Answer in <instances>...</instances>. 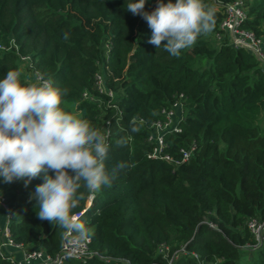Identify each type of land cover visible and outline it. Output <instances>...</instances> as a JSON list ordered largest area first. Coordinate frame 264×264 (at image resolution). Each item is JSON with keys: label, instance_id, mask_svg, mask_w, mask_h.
Here are the masks:
<instances>
[{"label": "trees", "instance_id": "16d2710c", "mask_svg": "<svg viewBox=\"0 0 264 264\" xmlns=\"http://www.w3.org/2000/svg\"><path fill=\"white\" fill-rule=\"evenodd\" d=\"M231 1L204 0L214 9L212 30L177 58L148 43L151 29L126 10L127 0H0V38L17 45L0 52V79L19 70L22 81L39 73L67 88V110L108 130L106 169L126 165L88 205L91 192L80 189L73 214L83 209L78 220L96 253L68 264H264V230L252 247L248 226L264 220V62L226 34L215 37ZM243 2L240 26L264 40V0ZM157 4L147 0L144 10ZM178 99L180 129L164 134L163 152H193L177 164L148 156L146 137ZM43 175L27 186L0 177V191L13 240L55 254L65 229L38 218L34 191ZM0 264L16 263L0 256Z\"/></svg>", "mask_w": 264, "mask_h": 264}, {"label": "clouds", "instance_id": "9594fccd", "mask_svg": "<svg viewBox=\"0 0 264 264\" xmlns=\"http://www.w3.org/2000/svg\"><path fill=\"white\" fill-rule=\"evenodd\" d=\"M146 2L127 0L125 7L147 22L152 33L148 43L177 58L215 23L214 9L204 0H158L151 12L144 10ZM67 94V88L54 86L39 73L22 81L19 70H9L0 79V177L5 183L25 180L27 186L43 173L44 182L34 191L38 218L86 236L85 225L73 214L84 198L80 189L97 192L110 186L126 165L106 169L107 136L67 110ZM131 123L132 131H139L135 118Z\"/></svg>", "mask_w": 264, "mask_h": 264}, {"label": "built area", "instance_id": "2783aa9c", "mask_svg": "<svg viewBox=\"0 0 264 264\" xmlns=\"http://www.w3.org/2000/svg\"><path fill=\"white\" fill-rule=\"evenodd\" d=\"M243 0H234L224 5V15L219 23V31L215 33V37L220 39L226 34L235 46H243L252 50L255 56L264 62V40L260 36H256L252 30L243 28L240 23L246 18V10L243 5ZM17 48L16 42L10 38L8 43H5L0 38V52L6 51L9 48ZM27 60V56H21ZM41 76V75H40ZM98 88L103 87L102 76L96 75ZM87 96V92H83ZM179 111V112H177ZM162 117L155 119L149 126V133L146 140L153 144L152 150L147 153L148 156L173 160L177 164L187 161L191 158L193 147L181 148V157L173 159L169 154L163 152L164 134L166 132H175L178 127V119L181 118L183 112L181 109V101L175 100L169 109L161 110ZM108 123V121H107ZM107 129L104 134H107ZM93 197V192L88 196L87 205ZM83 209L74 213L77 218L81 215ZM11 211L6 201V194L0 191V256L6 257L16 264H61L68 257L77 258L85 261L89 256L93 255V250L90 244V235L81 236L79 232L64 231L59 250L55 254H50L39 245L22 244L13 240L10 227ZM248 226L255 237L256 247L262 241V231L264 230V220L251 218L248 220ZM108 260L107 257H101Z\"/></svg>", "mask_w": 264, "mask_h": 264}, {"label": "rangeland", "instance_id": "374dc122", "mask_svg": "<svg viewBox=\"0 0 264 264\" xmlns=\"http://www.w3.org/2000/svg\"><path fill=\"white\" fill-rule=\"evenodd\" d=\"M215 38V37H214ZM216 39V38H215ZM26 62V61H24ZM26 66V65H25ZM261 123L262 125H264V116L261 119ZM70 259V260H69ZM71 261V257H68L66 260H63V262L61 264H68Z\"/></svg>", "mask_w": 264, "mask_h": 264}, {"label": "crops", "instance_id": "0c3cea01", "mask_svg": "<svg viewBox=\"0 0 264 264\" xmlns=\"http://www.w3.org/2000/svg\"><path fill=\"white\" fill-rule=\"evenodd\" d=\"M177 112H179V111H177Z\"/></svg>", "mask_w": 264, "mask_h": 264}]
</instances>
